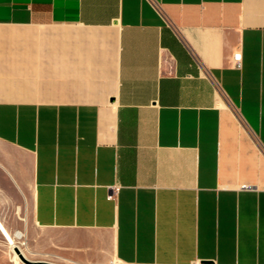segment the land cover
I'll return each mask as SVG.
<instances>
[{
    "label": "crops",
    "instance_id": "1",
    "mask_svg": "<svg viewBox=\"0 0 264 264\" xmlns=\"http://www.w3.org/2000/svg\"><path fill=\"white\" fill-rule=\"evenodd\" d=\"M0 221L68 264H264V0H0Z\"/></svg>",
    "mask_w": 264,
    "mask_h": 264
},
{
    "label": "rangeland",
    "instance_id": "2",
    "mask_svg": "<svg viewBox=\"0 0 264 264\" xmlns=\"http://www.w3.org/2000/svg\"><path fill=\"white\" fill-rule=\"evenodd\" d=\"M6 229L10 232L11 235H14L15 232L20 231L25 228L26 224L20 223V224H5L4 225ZM24 233V232H22ZM14 237V236H13ZM25 233L24 238L22 240L15 239L16 242H18V245L25 251L26 258L32 261L35 260H45V261H52L59 264H68V263H62L52 260V257L50 254H45L42 250H37L29 245H25ZM0 264H24L21 262V260H18L15 257L14 252L11 250L10 244L8 241L4 238L0 231ZM105 264H117L116 262H106Z\"/></svg>",
    "mask_w": 264,
    "mask_h": 264
},
{
    "label": "bare ground",
    "instance_id": "3",
    "mask_svg": "<svg viewBox=\"0 0 264 264\" xmlns=\"http://www.w3.org/2000/svg\"><path fill=\"white\" fill-rule=\"evenodd\" d=\"M0 231H1L2 235L4 236V238L10 244L11 250L14 252L15 257L18 260H20L19 254L16 252V249H18L20 254L26 258L27 256L25 254V251L18 245V242L15 241V239L22 240L24 238V233L17 231L14 233V235H11L10 232L4 226V224L1 223V221H0Z\"/></svg>",
    "mask_w": 264,
    "mask_h": 264
},
{
    "label": "water",
    "instance_id": "4",
    "mask_svg": "<svg viewBox=\"0 0 264 264\" xmlns=\"http://www.w3.org/2000/svg\"><path fill=\"white\" fill-rule=\"evenodd\" d=\"M16 252L19 254V258L21 262L24 264H55V263H50V262H45V261H32V260L25 258L23 255H21L18 249H16ZM203 264H206V263H203Z\"/></svg>",
    "mask_w": 264,
    "mask_h": 264
},
{
    "label": "built area",
    "instance_id": "5",
    "mask_svg": "<svg viewBox=\"0 0 264 264\" xmlns=\"http://www.w3.org/2000/svg\"><path fill=\"white\" fill-rule=\"evenodd\" d=\"M235 61L237 62V66H240V56L239 55H235Z\"/></svg>",
    "mask_w": 264,
    "mask_h": 264
}]
</instances>
